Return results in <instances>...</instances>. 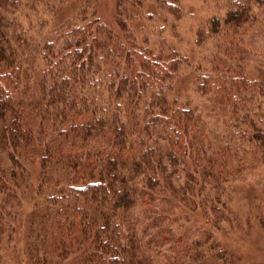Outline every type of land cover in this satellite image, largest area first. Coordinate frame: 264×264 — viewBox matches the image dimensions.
Listing matches in <instances>:
<instances>
[{
  "label": "trees",
  "instance_id": "16d2710c",
  "mask_svg": "<svg viewBox=\"0 0 264 264\" xmlns=\"http://www.w3.org/2000/svg\"><path fill=\"white\" fill-rule=\"evenodd\" d=\"M227 1L195 58L143 33L180 1L118 0L107 24L92 0H0V236L21 220L30 263L235 264L216 233L264 162V0Z\"/></svg>",
  "mask_w": 264,
  "mask_h": 264
},
{
  "label": "rangeland",
  "instance_id": "374dc122",
  "mask_svg": "<svg viewBox=\"0 0 264 264\" xmlns=\"http://www.w3.org/2000/svg\"><path fill=\"white\" fill-rule=\"evenodd\" d=\"M26 2H35L38 0H25ZM118 0H92L97 6V14L108 24L113 23L115 18V7ZM154 1V0H143ZM170 1V0H166ZM180 1V17L175 18L172 15L160 11H152L154 16L144 30V35H149L156 41V45L168 43L175 46L182 53H190L193 50L195 58H199L202 53H209L210 50L192 49L195 47L196 33L202 30L209 34L212 17L216 14L221 19L225 17L228 5L227 0H176ZM80 2V1H79ZM149 3V2H148ZM148 6L140 10V14L147 15ZM25 9L23 13H25ZM59 20L62 15L57 14ZM37 17H48L37 15L35 10L28 8L26 18L20 14L23 23L29 24L31 32L36 33L33 23H36ZM53 25L51 28H54ZM47 28L40 27L39 32H46ZM259 39L254 38L253 44L256 47ZM211 47V45H209ZM253 51V50H251ZM249 51V52H251ZM257 51H255L256 53ZM195 104L201 109L206 110L205 98L200 97L197 93H190ZM35 187L33 186V190ZM31 194L27 195L25 202L21 203V216L30 215L38 201L31 200ZM33 196H37L35 193ZM225 196L230 200L232 208L237 215L232 224L225 225V229L216 233L222 245L233 255L231 258L235 264H264V162L256 165L251 171L245 173L232 186L226 187ZM39 206L49 205L45 196H39ZM28 200V202H26ZM19 214V213H18ZM17 223L12 231L8 230L10 235L0 236V260L3 264H32L28 261L24 252V241H27L28 231ZM191 231L189 226L187 232ZM186 234V233H185ZM187 235V234H186ZM53 257V256H52ZM51 264H61L58 258H53Z\"/></svg>",
  "mask_w": 264,
  "mask_h": 264
}]
</instances>
